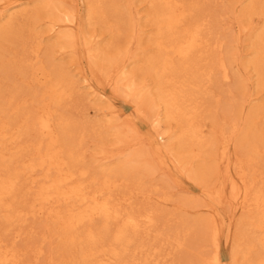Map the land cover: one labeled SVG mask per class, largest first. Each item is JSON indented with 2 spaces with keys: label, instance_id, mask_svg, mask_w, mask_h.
Returning a JSON list of instances; mask_svg holds the SVG:
<instances>
[{
  "label": "bare ground",
  "instance_id": "bare-ground-1",
  "mask_svg": "<svg viewBox=\"0 0 264 264\" xmlns=\"http://www.w3.org/2000/svg\"><path fill=\"white\" fill-rule=\"evenodd\" d=\"M57 1L39 0L20 10L16 9L20 5L9 1L0 5V264H21L23 253L14 243H6L5 237L28 216H44L42 241L55 239L64 252L55 259L58 264H175L165 247L184 244L180 229L184 236L192 230L199 234L193 264H264V96L255 104L252 94L243 90L240 100L247 102V110L239 117L229 89L220 142L203 135L201 118L207 110L203 98L212 96L208 86L215 76L222 81L231 78L233 58L228 48L223 49L224 39L214 37L199 0H149L147 17L154 32L138 66L149 75V83L139 84L127 70L125 62L132 54L125 53L124 59L121 55L97 59L88 48V58L96 66L104 65L100 68L106 77L115 70L114 91L125 90L140 103L149 101L147 119L155 123L144 131L149 150L121 151V159L99 166L85 157L89 125H78L65 111L68 100H77L80 90L93 89L91 79L77 78L41 53V11L54 12L57 19L51 29L59 28L58 22L74 21V13ZM234 1L240 6L237 17L260 20L258 27L250 25L254 30L248 54L237 59H244L248 69L244 80H253L255 89L264 92V0ZM84 6L88 23L114 30L131 24L120 0H85ZM20 19L27 22L25 27L13 29ZM58 33L60 38L51 45L87 44L79 31ZM81 82H86L84 88ZM91 93L85 92L83 99ZM214 101L221 104L219 99ZM162 121L174 122L175 129L162 128ZM112 127L119 129L122 140L130 137L129 132L122 133L120 124ZM150 153L158 164L173 154L186 175L203 184L215 172L217 161L224 164L219 184L203 189V198L217 208L227 197V186L228 202L244 210L227 262L220 246L222 229L227 236L230 233L224 218L221 226L215 217L158 229L160 211L148 204L152 188L146 179L155 169ZM208 155L213 159H206ZM158 198L170 200L166 194ZM32 252L37 260L42 249L34 247Z\"/></svg>",
  "mask_w": 264,
  "mask_h": 264
},
{
  "label": "rangeland",
  "instance_id": "rangeland-1",
  "mask_svg": "<svg viewBox=\"0 0 264 264\" xmlns=\"http://www.w3.org/2000/svg\"><path fill=\"white\" fill-rule=\"evenodd\" d=\"M4 1H9L12 5H20L16 8L20 10L26 4H29L28 7L31 8L38 4L39 0H0V5ZM62 2L66 8L74 13V21L73 23L58 22L60 27L51 29L52 24L57 19L54 17V12L46 14L41 11L39 15L42 18L39 21L38 28L43 47L41 53L47 57L51 64L62 66L77 78L87 75L91 79L93 89L80 90L77 100H68L65 109L68 114L73 116L72 118L78 125L84 123L89 125V132L85 133L84 139L86 160L92 162L94 166L108 165L122 158L119 154L121 151L127 153L132 150H149L146 147L144 131L153 128L155 125V123H149L147 119L150 117L148 111L149 101L146 100L144 103H140L135 98L128 96L125 90L114 91L115 70L106 77L100 68L104 65L99 64V66H96L94 59L88 58L89 47L92 48L91 52L96 53L97 59L115 58L118 55H121L124 59L125 53L132 54L134 57L127 59L125 62L127 70L137 76L135 80L139 84L151 82L149 75L138 67L142 57L141 52L148 49L149 37L154 32V25L147 17L150 11L149 0H120L126 6L132 21L131 24L120 25L117 30L108 29L98 22L88 23L84 6L85 0H62ZM199 4L202 13L208 15V26L212 28L214 37L224 39L225 46L223 49L228 48L229 54L233 58L230 66L231 78L222 81L220 77L215 76L214 81L208 86L212 96L203 98L204 106L207 108L201 118L203 135L213 136L216 142L219 143V126L224 115L226 99L231 94L235 96L234 101L239 108L238 115L240 117L247 110V102L241 104L240 100V93L242 94L243 90L247 94H252L251 99H254L255 104L264 96L263 91L255 89L253 80H244L248 69L244 67V59H237V55L241 54L244 57L245 54H248L247 44L254 30L250 29V25L258 27L260 20L253 16L251 21L246 22L243 18L237 17L240 6L234 0H199ZM2 13L3 9H0V15ZM26 23V21L22 22L20 19L15 22L13 29L24 28ZM1 24L2 21H0ZM68 30L79 31L85 37L87 44L77 47L59 41L57 44L51 45L60 38L56 37L59 34L58 31ZM111 78H113V82L110 81ZM85 84L86 82H81L80 86L84 88ZM229 89L232 91L231 94H228ZM85 92L92 93L83 99ZM99 93L103 95L97 98ZM218 99L220 105H217L214 101ZM138 114L140 115L138 116ZM114 124H120L122 133L127 134L129 132L130 137L122 140V134L118 133L119 129L112 127ZM161 127H170L174 130L175 124L174 122L166 123L162 121ZM148 158H152L155 163V169L150 171L146 179L150 182L152 188V199L148 204L160 211L158 229L182 227L180 223L183 220H208L215 217L218 225L221 226V218H224L226 220L224 226L229 223L230 233L227 236L222 229L220 246L223 260L227 262L229 260V250L233 245V238L236 234V223L244 210L235 207L233 202H228L227 186L224 188L227 197L225 201L218 204L217 208L215 205L212 208L203 198V189L214 188L219 184L218 177L225 170L224 164L217 161L215 172L207 177L206 181L208 183L203 184L199 179L189 178L178 162L173 161L175 157L171 153L160 164H158L159 160L151 153ZM207 158L213 159L209 155L206 156ZM193 166H197L196 161ZM232 173L234 174L233 171ZM164 194L170 196L168 202H163L158 198ZM190 197L196 198V201H188ZM136 200L138 201L140 198ZM44 223V216H28L23 221L16 223L7 232L6 243L10 245L14 243L19 252L23 253L21 264H58L55 259L64 253L63 249L58 247L55 239L42 241ZM180 230L184 238V244L180 248L174 247V243L173 246H166L165 253L171 252L175 264H193L194 254L196 253L194 247L197 245L199 234L196 230H192L191 232L187 231L189 234L184 236V231ZM34 247H41L42 249V254L37 260L34 259L32 252Z\"/></svg>",
  "mask_w": 264,
  "mask_h": 264
}]
</instances>
